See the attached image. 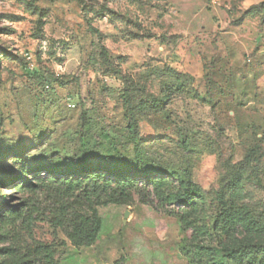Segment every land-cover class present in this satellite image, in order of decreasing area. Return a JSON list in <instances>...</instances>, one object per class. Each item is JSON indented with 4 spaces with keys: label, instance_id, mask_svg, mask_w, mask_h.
Instances as JSON below:
<instances>
[{
    "label": "rangeland",
    "instance_id": "obj_1",
    "mask_svg": "<svg viewBox=\"0 0 264 264\" xmlns=\"http://www.w3.org/2000/svg\"><path fill=\"white\" fill-rule=\"evenodd\" d=\"M90 208L75 247L56 218ZM238 218L264 225V0H0V263L257 264Z\"/></svg>",
    "mask_w": 264,
    "mask_h": 264
},
{
    "label": "trees",
    "instance_id": "obj_2",
    "mask_svg": "<svg viewBox=\"0 0 264 264\" xmlns=\"http://www.w3.org/2000/svg\"><path fill=\"white\" fill-rule=\"evenodd\" d=\"M136 156L140 161V153L136 152ZM46 170V167H42ZM64 169V168H60ZM93 168H90L88 162L84 159L81 160L80 166L74 168L72 171L74 173H85ZM142 169V168H141ZM151 167L146 170L151 171ZM67 170V169H65ZM119 169L114 168L109 170V173L118 174ZM172 176H176L171 173ZM241 174H238L234 179L231 180V190L229 191V198L233 202L235 199L242 200L244 198L243 190L241 188ZM153 183H158L157 181H152ZM180 183L181 180H180ZM193 190H186L182 197L187 198V194ZM131 200L130 192L128 189L122 188L117 193H112L108 196L107 202L113 204H127ZM194 209L183 210L177 218V223L181 229L191 228L195 224L193 218ZM238 224L247 234H254L260 236L264 234V225L257 224L256 222H248L242 218H238ZM56 225L62 228H66V236L75 247L79 246H89L95 242L98 235L100 234L103 227V220L98 216L96 209L90 208L86 212H72L69 216H65L64 219L58 217L56 218ZM223 229V226H220ZM34 253L36 259L38 260L35 264H58L54 259L53 250L46 246L39 244L35 247ZM257 264H264L263 259H258L254 257ZM2 264V263H0ZM218 264V263H217Z\"/></svg>",
    "mask_w": 264,
    "mask_h": 264
},
{
    "label": "water",
    "instance_id": "obj_3",
    "mask_svg": "<svg viewBox=\"0 0 264 264\" xmlns=\"http://www.w3.org/2000/svg\"><path fill=\"white\" fill-rule=\"evenodd\" d=\"M127 216V213L124 214V218Z\"/></svg>",
    "mask_w": 264,
    "mask_h": 264
}]
</instances>
